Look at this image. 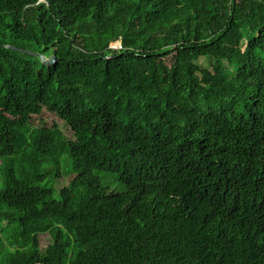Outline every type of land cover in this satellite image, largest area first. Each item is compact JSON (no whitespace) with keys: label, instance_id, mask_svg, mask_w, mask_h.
<instances>
[{"label":"trees","instance_id":"obj_1","mask_svg":"<svg viewBox=\"0 0 264 264\" xmlns=\"http://www.w3.org/2000/svg\"><path fill=\"white\" fill-rule=\"evenodd\" d=\"M187 263L264 264V0H0V264Z\"/></svg>","mask_w":264,"mask_h":264},{"label":"rangeland","instance_id":"obj_2","mask_svg":"<svg viewBox=\"0 0 264 264\" xmlns=\"http://www.w3.org/2000/svg\"><path fill=\"white\" fill-rule=\"evenodd\" d=\"M7 43L8 45H15V42L10 38L8 39ZM17 44L21 45L22 47H25L22 49H25L27 53L34 55V57L35 56L38 57V59L43 63V60L39 56V54H42L41 52H39L40 47L38 46L29 47L26 43H21V42ZM118 45L119 42H116L114 44V46H118ZM50 56H52V54L48 56V59ZM31 121L34 127H43V126L50 127L54 123H58V125L62 127L64 134L66 136L68 137L72 136V132L69 130V128L66 125H64L63 121L58 116L48 112L47 110H45L40 117H33ZM61 171L63 172L64 176L61 173L60 178H56L55 176L49 174L46 176V179L43 183L44 185L52 189V197L53 199L56 200H59L61 198V189L65 187L69 183V181L74 177L72 174L67 175V178L65 176L66 173L68 172V163L62 164ZM99 183L101 184V186H104L113 192L123 193L125 191V187L117 180V177L113 174L100 173ZM40 241H41V246L46 247L51 241V236L48 233L41 234Z\"/></svg>","mask_w":264,"mask_h":264},{"label":"water","instance_id":"obj_3","mask_svg":"<svg viewBox=\"0 0 264 264\" xmlns=\"http://www.w3.org/2000/svg\"><path fill=\"white\" fill-rule=\"evenodd\" d=\"M39 56L43 60V63L48 65V66L56 63V55H53L52 57H50V59H46V57H44V55H42V54H39Z\"/></svg>","mask_w":264,"mask_h":264}]
</instances>
